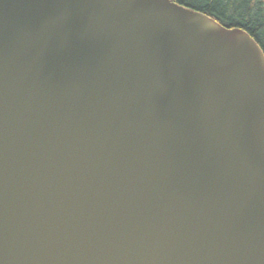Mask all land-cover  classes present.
<instances>
[{
    "label": "water",
    "instance_id": "95a60500",
    "mask_svg": "<svg viewBox=\"0 0 264 264\" xmlns=\"http://www.w3.org/2000/svg\"><path fill=\"white\" fill-rule=\"evenodd\" d=\"M0 264H264V51L174 0H0Z\"/></svg>",
    "mask_w": 264,
    "mask_h": 264
},
{
    "label": "trees",
    "instance_id": "16d2710c",
    "mask_svg": "<svg viewBox=\"0 0 264 264\" xmlns=\"http://www.w3.org/2000/svg\"><path fill=\"white\" fill-rule=\"evenodd\" d=\"M230 28L247 31L264 51V0H174Z\"/></svg>",
    "mask_w": 264,
    "mask_h": 264
}]
</instances>
